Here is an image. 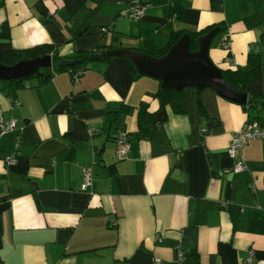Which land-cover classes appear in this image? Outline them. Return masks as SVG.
Listing matches in <instances>:
<instances>
[{
  "label": "crops",
  "instance_id": "obj_1",
  "mask_svg": "<svg viewBox=\"0 0 264 264\" xmlns=\"http://www.w3.org/2000/svg\"><path fill=\"white\" fill-rule=\"evenodd\" d=\"M131 2L86 0L70 12L65 0H0V31L9 26L15 48L51 44L65 57L100 44L152 54L176 30L222 23L210 47L216 65L264 53V0H148L139 19L125 15ZM31 85L8 94L0 83V113L18 120L0 134V264H245L249 248L264 264V137L229 154L248 121L242 105L204 89V118L197 89L186 87L187 112L168 107L153 138L133 136L120 159L115 134L138 130L142 101L158 109L159 79L134 78L131 63L112 56L78 81L64 71ZM123 104L130 109L112 124ZM237 162L246 170L235 173Z\"/></svg>",
  "mask_w": 264,
  "mask_h": 264
},
{
  "label": "trees",
  "instance_id": "obj_2",
  "mask_svg": "<svg viewBox=\"0 0 264 264\" xmlns=\"http://www.w3.org/2000/svg\"><path fill=\"white\" fill-rule=\"evenodd\" d=\"M85 2L86 0H65V3L70 12L77 11L80 7L85 4ZM171 16H174L178 21L182 20L183 7L181 6V4L176 2L174 5H172ZM216 27L220 28V32L225 30V27L222 23L213 24L199 30H176L172 33L171 39L169 40L168 44L156 53H152V55L157 57L165 55L169 51L170 47L176 42H178L185 34H189L191 37L190 50L196 51L199 48L198 38L202 35H205L210 30ZM104 28H102V31H105ZM260 42L264 51V33H262L260 36ZM112 49L113 47L110 44H100L95 50L82 49L76 51L75 55L66 57L61 55L59 49L51 44H40L33 47L18 49L15 48L11 43L9 26L7 24H4L2 30L0 31V62L2 64L14 65L15 63L21 60L33 59L36 57H42L47 54H50L53 58V67L41 69V72L44 74L43 76L35 75L26 79L0 81L3 86L2 90L8 91V94H16V92L22 88L33 86L31 85L32 81H36L37 85H43L47 81H49L55 74L64 71H69L72 75V79L76 81V79L74 78L75 72H79L82 70L85 73L93 63L97 61L107 62L112 58V56L106 55L105 52L110 51ZM65 58L77 60L78 63L75 65L63 66L60 64V61ZM124 58L131 63L128 58ZM131 65L134 71V78L142 76L137 72L135 66L132 63ZM220 68L222 70V74L225 81L231 87H233L237 91L248 93V102L246 105H242V107L248 113L247 122H256L260 126H264V53L262 55L260 53L250 54L248 56V61L244 66H239L237 68ZM84 73H82L77 80H79L84 75ZM159 82L160 87L154 95L159 104L158 109L152 110L149 102L145 100L142 101L138 108V130L132 133L128 132L125 129L117 131L115 134V140L118 133L120 132L126 133L130 141L132 140L133 136H136L137 138L152 139L154 134L158 130H160L164 122H159L156 120V114L159 111H167V108L169 107L176 114H185L187 112L186 102L184 98L185 88L180 91H166L161 88V80H159ZM197 91L198 109L202 117L209 118L208 113L203 104L201 95L202 90L197 89ZM129 109L130 106L128 104H123L119 110L110 112L112 115L111 123L114 124V122L119 118V116L122 113L128 111ZM213 122L215 121L212 120V123ZM71 146L72 150L76 149V145L72 141V138ZM70 155L72 156L73 152Z\"/></svg>",
  "mask_w": 264,
  "mask_h": 264
},
{
  "label": "water",
  "instance_id": "obj_3",
  "mask_svg": "<svg viewBox=\"0 0 264 264\" xmlns=\"http://www.w3.org/2000/svg\"><path fill=\"white\" fill-rule=\"evenodd\" d=\"M220 32L216 27L198 38V50L191 51V37L185 34L173 44L169 51L161 56H153L140 50L125 48L112 49L105 52L108 56L128 58L141 75L161 80V88L166 91H180L186 87L204 90H215L221 97L240 105L248 102V93L240 92L231 87L224 79L221 68L210 56V47L215 36ZM77 60L65 58L60 61L63 66L75 65ZM53 67L52 55L21 60L14 65L0 62V81L26 79L31 76H43L41 69ZM167 111L156 114L157 121L167 119ZM210 126V124H208Z\"/></svg>",
  "mask_w": 264,
  "mask_h": 264
},
{
  "label": "built area",
  "instance_id": "obj_4",
  "mask_svg": "<svg viewBox=\"0 0 264 264\" xmlns=\"http://www.w3.org/2000/svg\"><path fill=\"white\" fill-rule=\"evenodd\" d=\"M148 0H132L129 9L125 12V15L132 19H139L143 16L144 11L147 7ZM107 31L106 28H104ZM222 47L228 49L230 47V42L225 40L222 44ZM84 73V71H79L74 73V78L76 81L79 76ZM19 105V102H16ZM18 120L15 117L10 119H5L0 113V134H5L17 129ZM94 131V129H92ZM264 137V126H260L256 122H247L242 129L237 131L233 137L229 147V154L231 157H235L239 149L244 147L251 140L259 139ZM117 150L116 154L120 159L127 157L128 152L131 149V141L124 132L118 133L116 137ZM16 161L15 156L7 157L8 163H14ZM247 165L243 162H237L233 166V171L235 173H240L246 170ZM92 170L90 168H85L83 171V183L82 189L86 190L89 187H92ZM180 258H182L183 253H179ZM156 262L161 264V259H157ZM245 264H258V259L256 257V252L254 249L249 248L247 250V257L245 258Z\"/></svg>",
  "mask_w": 264,
  "mask_h": 264
},
{
  "label": "rangeland",
  "instance_id": "obj_5",
  "mask_svg": "<svg viewBox=\"0 0 264 264\" xmlns=\"http://www.w3.org/2000/svg\"><path fill=\"white\" fill-rule=\"evenodd\" d=\"M221 37H222V34H218V35L215 37V39H214V43H213V45L218 44V42H219V40L221 39Z\"/></svg>",
  "mask_w": 264,
  "mask_h": 264
}]
</instances>
